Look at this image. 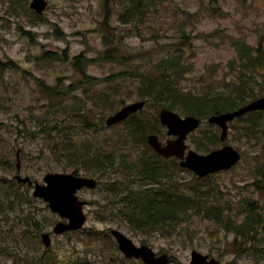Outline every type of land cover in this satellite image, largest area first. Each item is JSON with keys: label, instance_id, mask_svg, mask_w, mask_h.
<instances>
[{"label": "rangeland", "instance_id": "obj_1", "mask_svg": "<svg viewBox=\"0 0 264 264\" xmlns=\"http://www.w3.org/2000/svg\"><path fill=\"white\" fill-rule=\"evenodd\" d=\"M17 2L0 0V60L18 64V68L11 71L6 70L5 64L0 69V93L4 95L3 105L0 104V136L7 137L6 131H13V123H19L14 118L16 115L14 112L17 111V115L18 113L22 115L32 109L29 104L37 97L45 98L44 95L39 94L34 77L47 83H54L58 76L63 84L77 81L82 75L70 63L71 56L80 54L82 58L93 57L103 48V37L97 30L100 25L98 21L102 17L101 0H48V6L39 19H35L28 11L25 14L21 7L15 9L20 15L10 16V10L15 8L14 4ZM211 5L215 7L213 10L208 0H162L160 12L149 17V19L152 17L151 25L146 23L140 29L142 37L135 32L132 36H123L130 49L147 52L142 56L144 59L140 60L141 63L136 64V68L142 69L147 62L155 61L165 54L164 48H160L157 44L169 41L173 49L177 47L183 49L181 54L187 66L181 67L178 77L179 86L183 91H192L202 97L208 94L216 97L225 85L224 81L232 78L233 69L240 58L239 50L236 48L237 43L256 46L261 39L264 45V0H216L212 1ZM116 23L115 21L114 24ZM181 34L185 35L180 38ZM179 39L186 44H180ZM45 50L60 55L65 53L67 60L44 61L41 55ZM124 68L119 61L84 63V71L98 78L112 72L122 71L123 74ZM130 75H125V83L132 88L133 82H136L130 83ZM258 79L262 81L260 86H256ZM122 80L120 77L116 79V81ZM254 81L256 83L252 84V88L245 96L248 94L254 96L256 89L264 91V64L258 65ZM75 93L77 99H81L80 91L77 90ZM137 97L135 92L130 91L129 94L122 95V100L126 103ZM165 103L169 105L168 101ZM205 103L194 106L193 101L185 99L183 106L178 103H175V106L183 110V107L205 111L212 108L208 106L212 101ZM156 107L157 103L149 101L146 110L153 112ZM108 113L110 111L90 112L94 116L93 120L97 122H100L101 117L104 119ZM26 125L30 129L34 128L32 124ZM261 129L263 134L261 139L255 138L258 134L255 132L248 141L245 140V134H237L232 128L230 140L244 149V159L236 169L224 173L225 175L220 178L226 189L222 196L234 199L236 202L233 207L220 210V216L224 211L232 213L227 217L226 225L194 217L190 223L177 230L147 234L140 228H133L118 216L115 212L116 203L108 199L112 192L104 182H101L95 189H85L78 193L80 198L90 202L85 207L87 220L81 232L54 235L51 232V225H42L40 230L50 231L52 238L49 249L45 251L43 249L46 248L39 244L34 230H28L23 234L22 239L25 240L20 246L16 239L21 233L18 215L33 213L38 218L44 216L46 218L43 222L49 219L47 217H52L42 200L26 201L16 211L8 213V216L1 215L0 228L7 231L0 239L3 242V247H0V264H31L29 263L31 259L28 258L31 251L40 255L44 264L48 262L49 264H143L140 260L123 257L109 233L111 228L121 230L136 244L145 243L154 250H165L175 255V263L172 264H178L176 262L186 264L192 248L204 253H212L221 264L228 262L264 264V260L256 259L259 253L243 258L241 254H234V246L231 242L232 237L235 236L234 227L247 223L249 226L245 238L264 239L261 234L264 231V193L256 192L257 187L253 184L254 182H257L258 186L264 184V177L257 166V161L264 163V125ZM193 137L196 138L197 134ZM7 144L11 149L6 152L11 158L14 157L18 147H25V152L20 157V172L23 175L29 174L40 181L46 170H59L55 167L58 163L56 159L46 161L47 157L39 148L42 144L41 139L34 141L12 135ZM13 173L14 171L7 172L4 167H0V175L11 178ZM177 177L188 180L190 173L181 171L177 173ZM119 183L117 180V189L122 186ZM20 190L32 196L31 190L27 192L24 187ZM116 198L117 196H111V199ZM249 200L258 203L259 208L254 209V214L248 209ZM9 235L12 236L10 239H4ZM20 253L26 257H21Z\"/></svg>", "mask_w": 264, "mask_h": 264}, {"label": "trees", "instance_id": "obj_2", "mask_svg": "<svg viewBox=\"0 0 264 264\" xmlns=\"http://www.w3.org/2000/svg\"><path fill=\"white\" fill-rule=\"evenodd\" d=\"M154 10L158 9V6L151 3ZM127 10L124 14L120 15L121 20H127V17L131 13V9L134 15H144L143 7H146V3L143 0H134L131 4H127ZM106 19V17H105ZM104 27L108 28L106 22ZM116 35L108 32L104 34V50H102L95 59L82 58L81 55H75L72 57L71 64L74 68L80 71L84 75V82L89 84H97L104 82V87L101 90L94 88L90 90L88 87L83 89L80 94L81 99H77L76 90L82 86L83 82H73L66 86L59 85H45L39 82L42 88L41 92L47 93L52 99L49 103L43 102L40 104V109L32 110L26 115H23V120L27 122L30 120V115L34 120V123L38 124V130L46 135V146H48V152L61 159L63 162V169L71 166L73 172L84 171L91 174L103 175L110 174L113 171H119L124 173L125 186H128L132 175L146 176L155 178L160 173L156 174L155 167L149 168L146 163L154 166V163L148 161L144 155L140 153L133 154V147L142 146L147 147L145 136L149 132L157 130L159 123L157 114L151 113L150 116L144 115H132L133 118L124 123L120 130L115 132L112 136L106 134L103 129H99V125L94 120H90L93 116L90 112H105L113 108L114 103L121 100L118 96L125 87L122 82L116 83L113 81L112 73L110 76L102 78L91 77L84 73V63L94 61H123V64H129L133 58L141 56V53H127L118 55L116 43L114 42ZM119 37V36H118ZM121 44H119V47ZM60 55L44 54V57L58 58ZM177 55H170L164 57L154 63L149 69L138 70L133 75L140 78L137 83V92L140 97H151L157 103L166 105L168 101L169 107L175 106V103H179L183 100L182 96L175 88L173 77L179 71L180 59L175 57ZM172 57H175L172 59ZM65 60V59H64ZM7 69H16L17 64L12 61H1L0 69L3 66ZM6 69V70H7ZM116 85V86H115ZM70 93V97L68 94ZM68 96V97H67ZM64 99H69V106L72 111L69 115L68 107L64 104ZM68 116L66 117V114ZM84 116V120H80V115ZM102 118V117H101ZM76 120V123H74ZM16 126V125H15ZM77 126L83 128L82 133L77 129ZM19 127H15L14 134H20L17 130ZM28 130V129H27ZM30 135H34L33 131L28 130ZM77 138V139H76ZM119 140V151H116V141ZM123 146V147H122ZM132 149H129V148ZM4 164L5 168H12L9 159L0 157V163ZM148 170V171H147ZM5 179L0 177V192H3L6 196L2 198V201H7V208L11 206L13 198L10 195L17 190V188H11L4 184ZM131 190V188H130ZM138 193V192H135ZM116 195L117 193L114 192ZM156 206V211L157 212ZM144 209V208H143ZM146 212L152 213V210L145 209ZM156 219V218H155Z\"/></svg>", "mask_w": 264, "mask_h": 264}, {"label": "water", "instance_id": "obj_3", "mask_svg": "<svg viewBox=\"0 0 264 264\" xmlns=\"http://www.w3.org/2000/svg\"><path fill=\"white\" fill-rule=\"evenodd\" d=\"M44 5L45 2L43 0H33L31 2V6H33L38 11H41V9L44 8ZM142 105L143 102L139 101L124 106L113 115H110L106 119V123L111 124L113 122H117ZM177 117L178 115L176 113H173L168 109L163 108L160 110L161 122L168 125L170 130L169 132H172V129L179 126V133L181 131L183 136L187 130L193 128L197 124V121L194 118H186L185 120H181ZM147 141L159 153L164 154L165 156L172 154L166 151L168 145L161 147V144L157 140L156 135H149L147 137ZM188 160L190 166H192L193 168L196 167V161H198V157L194 158L189 155ZM16 177L19 181H28V184H31V181L28 177ZM43 179L45 183L36 182L33 194L47 200L52 211L58 212L61 216L68 218V223L61 221L57 222L54 226V231L61 232L64 230L76 229L81 227L85 220V215L82 211V205L84 202L78 200L77 196H75L74 193L77 188H80L82 186L94 187L96 184L95 180L93 178L58 172L46 173ZM112 233L118 239L119 246L122 248L125 254H131L133 252V246L131 245L128 250L126 245V243H129L130 241L126 239V237L118 230L113 229ZM42 239L45 245L50 244L48 233H42ZM136 255H138V252ZM145 256L150 261V263L148 262L149 264H154L153 262H151L152 259L148 253H146Z\"/></svg>", "mask_w": 264, "mask_h": 264}]
</instances>
